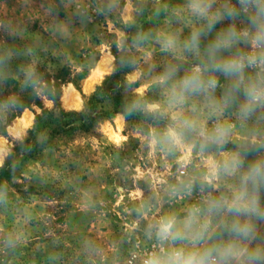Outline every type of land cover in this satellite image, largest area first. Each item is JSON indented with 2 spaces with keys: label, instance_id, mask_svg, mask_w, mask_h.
<instances>
[{
  "label": "rangeland",
  "instance_id": "rangeland-1",
  "mask_svg": "<svg viewBox=\"0 0 264 264\" xmlns=\"http://www.w3.org/2000/svg\"><path fill=\"white\" fill-rule=\"evenodd\" d=\"M186 4L0 0V169L5 170L0 264H134L132 256L154 250L149 224L169 213L183 219L193 204L205 207L207 191L201 193L200 183L209 157L222 161L223 154L238 153L241 172L264 160V109L241 119L242 93L220 117L234 125L222 148L212 145L203 156L196 150L189 156L158 142L171 123V112L149 111L152 104L167 107V86L158 78L175 65L174 79H179L198 62L179 47L175 52L162 48L167 35L182 45L199 25ZM214 35L202 38V47ZM102 61L109 71L85 91V81ZM117 71L118 89L98 95L88 108L97 88ZM47 80L53 85L50 96L43 92ZM219 84L217 98L228 81L219 76ZM70 93L79 97L77 108L63 101ZM203 102L201 96L191 97L185 107ZM100 111L91 127H78L81 115ZM47 112L55 114V122H45ZM215 120H207L209 129ZM188 177H195L190 196L181 185ZM236 183L238 177H221L220 192ZM259 199L264 208V186ZM220 222V216L213 217V224ZM253 223L258 239L252 246L264 247V222ZM214 239L226 240L228 233L218 228Z\"/></svg>",
  "mask_w": 264,
  "mask_h": 264
},
{
  "label": "clouds",
  "instance_id": "clouds-1",
  "mask_svg": "<svg viewBox=\"0 0 264 264\" xmlns=\"http://www.w3.org/2000/svg\"><path fill=\"white\" fill-rule=\"evenodd\" d=\"M185 9L199 25L192 28L182 45L176 36L167 35L162 48L175 52L179 47L198 62L179 79H174L177 66L166 68L158 79L167 86V107L152 104L149 111L161 115L171 112V123L158 139L162 146L168 150L179 147L189 156L196 150L203 156L210 146L222 148L228 142L234 125L221 122L220 117L239 94L244 97L239 106L241 119L264 109V0H187ZM224 21H228L227 26L217 30ZM213 33L202 47V38ZM219 76L228 84L217 98ZM196 96L203 97V105L186 108L189 98ZM212 117L216 120L209 129L207 120ZM223 155L222 161L209 157V170L201 177V193L207 191L204 208L193 204L183 219L169 213L149 224L156 244L144 264H264V247L252 246L258 239L253 220L264 222L259 199L264 186V160L241 172L243 161L238 153ZM221 177H238V183L220 192ZM194 184L195 177L181 181L186 195L192 194ZM213 191L220 194L213 196ZM143 214L147 217V212ZM214 216L221 217L219 224H213ZM218 228L228 233V239H214Z\"/></svg>",
  "mask_w": 264,
  "mask_h": 264
},
{
  "label": "trees",
  "instance_id": "trees-1",
  "mask_svg": "<svg viewBox=\"0 0 264 264\" xmlns=\"http://www.w3.org/2000/svg\"><path fill=\"white\" fill-rule=\"evenodd\" d=\"M46 88L43 89V92H46L49 96L52 94V89H53V85L47 80L46 81ZM120 85V78H119V71L115 72L112 76L106 78L103 81V84L101 87L97 88L96 92H94V94L90 97L87 106L88 108H92L93 103L95 102L94 100H96V97L98 95H102V93L104 92H113L114 90H117L118 87ZM90 111V110H89ZM48 113V112H47ZM49 117L45 118V122L51 123V122H55L56 121V116H54L55 114L52 113H48ZM61 116H66V117H75L74 113H66L63 114L62 112L60 113ZM79 116V115H77ZM100 116H102V111L97 112L95 114H92V112H87L83 115H81L82 117V122L80 123V126H78L79 128H89L92 126V124L94 123V121H96ZM39 118V117H38ZM70 122L68 121L67 123H64L65 125H68ZM62 124V127L63 125ZM5 176V170L4 168L0 169V181L1 179Z\"/></svg>",
  "mask_w": 264,
  "mask_h": 264
},
{
  "label": "bare ground",
  "instance_id": "bare-ground-1",
  "mask_svg": "<svg viewBox=\"0 0 264 264\" xmlns=\"http://www.w3.org/2000/svg\"><path fill=\"white\" fill-rule=\"evenodd\" d=\"M109 67L110 66H109V63L107 61H102L101 63H99V65L95 69L94 73H92V77L89 80L85 81L84 90L85 91L90 90L93 83L98 81V79L101 78L104 73L109 71ZM63 101H64L66 106H73L75 108H77L80 104L79 97L75 93H70L67 96L64 95ZM27 123H28L27 120L24 119L23 125H26ZM0 161H1V157H0Z\"/></svg>",
  "mask_w": 264,
  "mask_h": 264
},
{
  "label": "built area",
  "instance_id": "built-area-1",
  "mask_svg": "<svg viewBox=\"0 0 264 264\" xmlns=\"http://www.w3.org/2000/svg\"><path fill=\"white\" fill-rule=\"evenodd\" d=\"M145 256L138 257L137 255L132 256L130 262H134V264H144V260L146 259L148 253H145Z\"/></svg>",
  "mask_w": 264,
  "mask_h": 264
}]
</instances>
